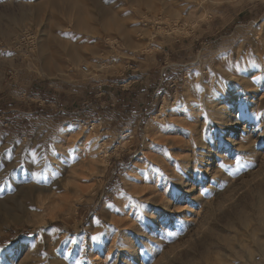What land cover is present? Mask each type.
<instances>
[{
	"label": "rangeland",
	"instance_id": "1",
	"mask_svg": "<svg viewBox=\"0 0 264 264\" xmlns=\"http://www.w3.org/2000/svg\"><path fill=\"white\" fill-rule=\"evenodd\" d=\"M73 1L0 0V264H264V0Z\"/></svg>",
	"mask_w": 264,
	"mask_h": 264
},
{
	"label": "built area",
	"instance_id": "2",
	"mask_svg": "<svg viewBox=\"0 0 264 264\" xmlns=\"http://www.w3.org/2000/svg\"><path fill=\"white\" fill-rule=\"evenodd\" d=\"M83 71L88 72L89 68L87 66H83ZM106 93L105 91V86L102 83H99L95 86V94L94 97H100L102 98V96H104ZM43 102H46V100H43ZM116 104L112 103L111 107H114ZM103 108H105L104 106H102ZM146 107L145 109H142V112L137 115V118L140 116H145V112H146ZM76 114H79V112L74 113L75 117H72V120H76V124L79 125L80 128L91 132L94 136H95V140L96 142L99 144V147H102L101 149H103V151L105 150V138L107 137L108 134V129L104 128L103 126H99L102 125L103 123H110V116L106 113H104L103 115H100V113H98L97 116H93L90 119L89 118H84L82 116H76ZM145 117H142L140 119V123L142 122V120H144ZM68 119L64 120L67 121ZM63 121V122H64Z\"/></svg>",
	"mask_w": 264,
	"mask_h": 264
},
{
	"label": "crops",
	"instance_id": "3",
	"mask_svg": "<svg viewBox=\"0 0 264 264\" xmlns=\"http://www.w3.org/2000/svg\"><path fill=\"white\" fill-rule=\"evenodd\" d=\"M112 81L114 82V84H115L116 87H120V86L123 85V81L124 82L126 81V78L125 79H123V78H116L115 80H112ZM108 82L109 81H104V83H106V84ZM131 95H130V93H122V94H119L118 92L113 91L105 99L108 100L110 98L109 100H117L118 101V106L119 107H122L124 109L123 111H130V112H132L133 113L132 114V117H135V118H133V120L134 119L136 120L137 119L136 118L137 115H135L134 112H137L138 110L143 109V107L145 106V102H144L143 99L141 101H139V100L138 101H135V99L133 100V98L131 97ZM111 96H113V97L111 98ZM148 103H149V101L146 102V104H148ZM117 114L118 115L120 114L121 116L120 115L118 116ZM122 117H123V112L122 113H119V112L114 111L111 119L113 121V124H115L114 125L115 129H117L118 127H122L124 125L123 122H125L127 120V119L124 120V117L123 118ZM55 119L58 120V121H61V122L64 121L63 117H61L60 119L56 117ZM125 124L127 125L128 123H125Z\"/></svg>",
	"mask_w": 264,
	"mask_h": 264
},
{
	"label": "bare ground",
	"instance_id": "4",
	"mask_svg": "<svg viewBox=\"0 0 264 264\" xmlns=\"http://www.w3.org/2000/svg\"><path fill=\"white\" fill-rule=\"evenodd\" d=\"M63 1H64V0H63ZM65 1H66V0H65ZM70 1H72V0H70ZM75 1H76V0H75ZM75 1H73V2H75ZM56 2H57V1H56ZM56 2H55V3H56ZM93 2H94V1H93ZM98 3H99V1H98ZM53 4H54V2H53ZM66 4H67V3H66ZM68 4L70 5V3H68ZM68 4H67L66 8L68 7ZM79 4H80V3H79ZM75 5H76V8L79 6L78 4H75ZM77 5H78V6H77ZM73 6H74V3H73ZM73 6H72V7H73ZM101 7H102V6H101ZM69 8H70V7H69ZM73 8H75V7H73ZM80 8H81V7H80ZM80 8H79V9H80ZM77 9H78V8H77ZM77 9H76V11H78ZM73 10H74V9H73ZM83 11H84V10H83ZM83 11H82V12H83ZM70 12H72V9H71ZM75 13H77V12H75ZM78 13H79V12H78ZM104 13H105V11H104ZM74 15H75V14H74ZM79 15H80V14H79ZM101 15H102V14H101ZM77 17H79V16H77ZM76 21H77V20H76ZM77 22H78V21H77ZM80 24H81V25H84V24L87 25V23H86L85 19H83V17L79 18V25H80ZM86 25L83 26V27H86ZM86 28L89 29L88 27H86ZM80 29H81V28H80ZM91 30H92V29H91ZM85 33H86V32H85ZM71 51H72V50H71ZM157 118H158V117L155 116V119H157ZM218 122H219V121H218ZM216 123H217V122H216ZM252 124H253V123H252ZM218 125H219V124H218ZM232 132H233V134H235V133H237V130H233ZM230 136H231V135H230ZM126 138H127V137H126ZM229 138H231V137H229ZM258 138H259V137H258ZM262 139H263V138H262ZM85 140H86V139H85ZM226 141H227V140H225V142H226ZM230 141H231V140H230ZM227 142H228V141H227ZM231 142H232V141H231ZM233 142H234V141H233ZM235 143H236V141H235ZM227 145H228V144H227ZM231 145H232V144H231ZM233 145H234V144H233ZM234 146H235V145H234ZM236 146H237V145H236ZM241 146H242V145H241ZM244 146H247V144H244L242 147L244 148ZM213 148H214V147H213ZM213 148H212V150H213ZM244 149H245V148H244ZM261 149H262V148H261ZM102 150H103V149H102ZM207 150H208V149H207ZM212 150H211V151H212ZM236 150H237V149H236ZM99 151H100V150H99ZM181 151H182V150H181ZM215 151H216V150H215ZM238 151H239V150H238ZM238 151H236V152L238 153ZM246 151H247V150H246ZM246 151H245V152H246ZM100 152H102V151H100ZM245 152H244V153H245ZM256 152L258 153V151H256ZM214 153H215V152H214ZM242 153H243V152H242ZM247 153H248V152H247ZM254 153H255V152H254ZM181 154H182V153H181ZM212 154H213V153H212ZM227 154H228V152H227ZM227 154H226V155H227ZM229 154H230V152H229ZM215 155H216V154H215ZM215 155H213V157H214ZM218 155H219V154H218ZM258 155H259L260 157H264V152H263V151H260V154L258 153ZM220 156H221V154H220ZM220 156H219V157H220ZM229 156H230V155H229ZM234 156H235V155H234ZM239 156H240V155H239ZM241 156H246V155H245V154H242ZM248 156H249V155H248ZM199 157H200V156H199ZM241 158H242V157H241ZM248 158H249V157H248ZM243 159H244V157H243ZM217 160H218V159H217ZM219 160H221V159H219ZM200 161H201V160H200ZM221 161H222V160H221ZM223 162H224V161H223ZM226 162H227V161H226ZM230 162H231V161H230ZM202 163H203V162H202ZM245 164H247V163H245ZM175 167H176V166H175ZM175 167H174V168H175ZM177 168H178V167H177ZM186 168H187V167H186ZM184 170H185V169H184ZM177 171H178V170H177ZM185 172H186V171H185ZM205 172H206V171H205ZM185 174H186V173H185ZM167 175H168V174H167ZM205 175H206V174H205ZM175 185H176V184H175ZM179 186H180V185H179ZM169 188H170V190H171L170 192L173 193V192L175 191V190H174V189H175L174 186H171V187H169ZM186 192H188V191H186Z\"/></svg>",
	"mask_w": 264,
	"mask_h": 264
},
{
	"label": "snow or ice",
	"instance_id": "5",
	"mask_svg": "<svg viewBox=\"0 0 264 264\" xmlns=\"http://www.w3.org/2000/svg\"><path fill=\"white\" fill-rule=\"evenodd\" d=\"M69 151H73V149L70 148ZM74 162H75V161H74ZM236 163H237V166H238V168H239L241 162H240L239 160H237ZM99 238H100V237H99V234H97L96 236H93V237H92L93 240H98Z\"/></svg>",
	"mask_w": 264,
	"mask_h": 264
},
{
	"label": "trees",
	"instance_id": "6",
	"mask_svg": "<svg viewBox=\"0 0 264 264\" xmlns=\"http://www.w3.org/2000/svg\"><path fill=\"white\" fill-rule=\"evenodd\" d=\"M58 225V224H57Z\"/></svg>",
	"mask_w": 264,
	"mask_h": 264
}]
</instances>
